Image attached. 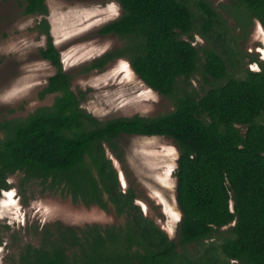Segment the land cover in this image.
Returning a JSON list of instances; mask_svg holds the SVG:
<instances>
[{
    "label": "trees",
    "instance_id": "16d2710c",
    "mask_svg": "<svg viewBox=\"0 0 264 264\" xmlns=\"http://www.w3.org/2000/svg\"><path fill=\"white\" fill-rule=\"evenodd\" d=\"M115 1L122 13L100 33L117 36L122 46L86 70L126 58L149 87L173 100V110L96 118L83 108L82 93L64 69L46 0H25V13L42 17L37 29L48 42L40 54L56 70L40 97H57L25 117L0 122V197L12 187L10 178L22 173L24 181L40 180L76 204L112 206L125 223L54 222L39 231V245L21 247L15 264H264V60L249 54L258 70L231 74L246 54L210 0ZM230 1L246 38L255 20L264 27V0ZM196 34L207 44H195ZM196 74L210 85L203 94L190 89ZM123 134L164 136L178 145L183 215L176 240L144 214L134 189H122L108 149L122 159Z\"/></svg>",
    "mask_w": 264,
    "mask_h": 264
},
{
    "label": "rangeland",
    "instance_id": "374dc122",
    "mask_svg": "<svg viewBox=\"0 0 264 264\" xmlns=\"http://www.w3.org/2000/svg\"><path fill=\"white\" fill-rule=\"evenodd\" d=\"M210 1L223 14L222 22L229 26V36H238L240 49L246 54L241 68L231 66V74L243 77L246 68L258 70L259 65L248 55L257 53L264 60L262 24L255 20L246 38L230 12L233 2ZM46 2L53 42L61 53L64 69L72 76L73 89L82 93L84 109L103 121L136 115L156 117L173 110V100L149 87L126 58H117L103 69L86 70L94 60L122 46L117 36L100 33L106 23L121 15L118 2ZM41 20L40 16L25 13V0H0V122L25 117L39 107L51 105L57 97H40L56 72L40 54L48 42V37L37 29ZM201 23L198 19V28ZM194 43L206 45L207 41L196 34ZM209 87L203 76L196 74L190 89L203 94ZM118 145L122 159L111 149L108 155L118 169L122 189H134L136 203L144 214L154 218L176 240L183 215L177 201L178 145L164 136L130 134L120 136ZM23 178L22 173L13 175L12 187L0 197V264H15L21 247L27 243L39 245V231L57 221L68 226L125 223V218L117 216L112 206L106 211L98 206L76 204L70 197L47 189L40 180L26 182ZM6 225L9 229H5ZM196 248L194 245L191 250Z\"/></svg>",
    "mask_w": 264,
    "mask_h": 264
},
{
    "label": "flooded vegetation",
    "instance_id": "af4514ba",
    "mask_svg": "<svg viewBox=\"0 0 264 264\" xmlns=\"http://www.w3.org/2000/svg\"><path fill=\"white\" fill-rule=\"evenodd\" d=\"M3 191H7V190H3ZM137 201V200H136ZM137 204V203H136ZM142 209V208H141ZM143 211V210H142ZM147 216V215H146ZM92 224H95V223H92ZM98 224V223H97Z\"/></svg>",
    "mask_w": 264,
    "mask_h": 264
}]
</instances>
